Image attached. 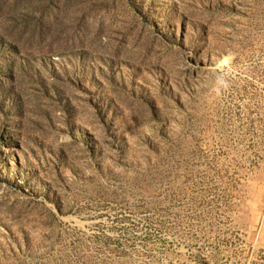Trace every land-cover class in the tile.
I'll return each instance as SVG.
<instances>
[{"label": "rangeland", "instance_id": "rangeland-1", "mask_svg": "<svg viewBox=\"0 0 264 264\" xmlns=\"http://www.w3.org/2000/svg\"><path fill=\"white\" fill-rule=\"evenodd\" d=\"M65 18L0 91V264H264V0Z\"/></svg>", "mask_w": 264, "mask_h": 264}, {"label": "trees", "instance_id": "trees-1", "mask_svg": "<svg viewBox=\"0 0 264 264\" xmlns=\"http://www.w3.org/2000/svg\"><path fill=\"white\" fill-rule=\"evenodd\" d=\"M79 3L81 0H0V43L7 48L6 55L0 58V91L11 89L18 81L12 58L27 57L35 49L53 54L51 47L63 33L60 25L72 6ZM82 24L78 27L81 32ZM76 38L72 36L74 41Z\"/></svg>", "mask_w": 264, "mask_h": 264}]
</instances>
